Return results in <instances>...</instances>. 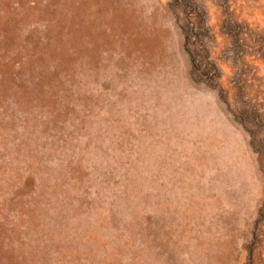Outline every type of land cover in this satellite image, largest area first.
I'll return each mask as SVG.
<instances>
[{
    "label": "rangeland",
    "instance_id": "374dc122",
    "mask_svg": "<svg viewBox=\"0 0 264 264\" xmlns=\"http://www.w3.org/2000/svg\"><path fill=\"white\" fill-rule=\"evenodd\" d=\"M0 264H264V0H0Z\"/></svg>",
    "mask_w": 264,
    "mask_h": 264
},
{
    "label": "trees",
    "instance_id": "16d2710c",
    "mask_svg": "<svg viewBox=\"0 0 264 264\" xmlns=\"http://www.w3.org/2000/svg\"><path fill=\"white\" fill-rule=\"evenodd\" d=\"M246 44H245V42H244V45L243 46H245Z\"/></svg>",
    "mask_w": 264,
    "mask_h": 264
}]
</instances>
